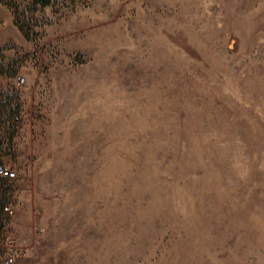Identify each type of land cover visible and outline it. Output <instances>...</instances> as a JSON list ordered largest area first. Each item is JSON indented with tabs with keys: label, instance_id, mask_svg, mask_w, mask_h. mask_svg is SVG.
I'll return each mask as SVG.
<instances>
[{
	"label": "rangeland",
	"instance_id": "obj_1",
	"mask_svg": "<svg viewBox=\"0 0 264 264\" xmlns=\"http://www.w3.org/2000/svg\"><path fill=\"white\" fill-rule=\"evenodd\" d=\"M15 21L0 4V204L45 230L18 264H264V0H58L30 41Z\"/></svg>",
	"mask_w": 264,
	"mask_h": 264
},
{
	"label": "built area",
	"instance_id": "obj_2",
	"mask_svg": "<svg viewBox=\"0 0 264 264\" xmlns=\"http://www.w3.org/2000/svg\"><path fill=\"white\" fill-rule=\"evenodd\" d=\"M1 64L0 62V71L3 68ZM17 83L21 86L25 83V80L22 77H17ZM0 188L4 189L9 195L14 194L15 197L19 189L16 173L2 165L0 166ZM0 209L4 216L0 229V264H18L41 244L45 236V230L41 226H37L31 230V238H19L11 224L12 205L8 202L0 204Z\"/></svg>",
	"mask_w": 264,
	"mask_h": 264
},
{
	"label": "trees",
	"instance_id": "obj_3",
	"mask_svg": "<svg viewBox=\"0 0 264 264\" xmlns=\"http://www.w3.org/2000/svg\"><path fill=\"white\" fill-rule=\"evenodd\" d=\"M58 0H0V4L9 8L13 11L16 26L19 28V30L24 34V36L30 41L31 38V25L29 22L32 21L33 16L38 12L42 11L48 7H51L57 3ZM31 20V21H30ZM2 73V70L0 71V74ZM0 109L1 111H5V109H9L6 101L2 97H0ZM15 112L13 110L9 109V112L7 114L3 113V118H9V128L15 127L16 125L13 123V119L15 120ZM8 124V123H7ZM3 124H0V133L5 131ZM6 125V122L4 123V126ZM14 128V130H15ZM4 221V216L2 213V210L0 209V229L2 227Z\"/></svg>",
	"mask_w": 264,
	"mask_h": 264
},
{
	"label": "crops",
	"instance_id": "obj_4",
	"mask_svg": "<svg viewBox=\"0 0 264 264\" xmlns=\"http://www.w3.org/2000/svg\"><path fill=\"white\" fill-rule=\"evenodd\" d=\"M13 37V40L15 39L18 43L20 42L19 40H21V38L20 37H18V36H16L15 34L14 35H12ZM23 38V37H22ZM7 38L6 37H3V38H0V46H1V44L3 43V42H7ZM25 41V40H24Z\"/></svg>",
	"mask_w": 264,
	"mask_h": 264
}]
</instances>
